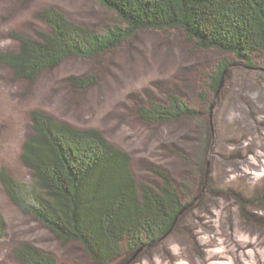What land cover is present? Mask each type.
I'll return each instance as SVG.
<instances>
[{"label":"rangeland","instance_id":"obj_1","mask_svg":"<svg viewBox=\"0 0 264 264\" xmlns=\"http://www.w3.org/2000/svg\"><path fill=\"white\" fill-rule=\"evenodd\" d=\"M48 7L98 30L119 25L115 14L98 0H0V49H18L9 36L12 32L34 37L37 30L48 31L36 18L37 12ZM224 62L231 64L215 93L210 88L211 77ZM92 74L97 75V84L86 91L75 90L69 82L72 76ZM168 94L179 95L205 111V116L164 124L142 123L137 108L148 97L163 102ZM253 94L264 101V51L254 55L252 65H248L217 49H196L180 29L138 31L112 53L90 59L69 58L34 83L14 82L11 71L0 65V169L6 168L20 181L30 179L31 172L20 161V154L32 132V111L76 128L98 129L131 156L139 183H158L152 170H163L187 204L169 235L135 253L124 250L108 264H264V224L252 217L254 209L240 195L226 197L227 193L218 190L229 177L244 178L243 182L251 175L264 177V126L255 120H264V115L257 112L261 103H249ZM221 102L227 104L225 119H219L223 123L216 132V110ZM251 107H255L256 116ZM226 131L241 133L253 150L223 146L218 150L216 138L221 139ZM240 154L251 156L253 162L239 158ZM259 194L263 196L264 190ZM262 199H257L260 208ZM0 215L5 224L0 264H18L12 249L22 243L52 255L58 264H98L79 242L63 244L23 214L1 184ZM192 229L199 234L200 243L192 237ZM202 241L213 248L208 260L199 247Z\"/></svg>","mask_w":264,"mask_h":264},{"label":"trees","instance_id":"obj_2","mask_svg":"<svg viewBox=\"0 0 264 264\" xmlns=\"http://www.w3.org/2000/svg\"><path fill=\"white\" fill-rule=\"evenodd\" d=\"M98 1L115 14L119 25L98 30L68 19L57 8H44L36 18L48 31L37 30L34 37L10 33L18 49H0V65L11 71L14 82L34 83L69 58L112 53L142 30L180 29L196 49H217L248 65L264 51V0ZM230 64L224 62L212 75L213 92ZM97 78L72 76L69 82L75 90L86 91ZM205 113L176 94H168L163 102L148 97L137 108L139 120L146 124ZM29 118L32 132L22 144L20 161L30 170V179L20 181L1 168L0 184L12 204L57 241L79 242L91 260L108 264L122 251L135 253L173 231L187 204L167 172L153 169L158 183H139L131 156L100 130L60 123L41 111H32ZM4 228L0 215V238ZM12 255L18 264H58L29 243L14 247Z\"/></svg>","mask_w":264,"mask_h":264},{"label":"bare ground","instance_id":"obj_3","mask_svg":"<svg viewBox=\"0 0 264 264\" xmlns=\"http://www.w3.org/2000/svg\"><path fill=\"white\" fill-rule=\"evenodd\" d=\"M248 101L249 103H254V102H259L261 103L260 104V108H257V112L260 111L262 112L264 115V101L262 99H260V97L257 95V94H253L252 96H250L248 98ZM227 104H225V102H221V104L217 106V110H216V132H218V130L220 129V124H222L223 122H220L219 119H225V116L223 115V113H225L224 111V108H226ZM252 108V107H251ZM255 107H253L251 109V111H253V114L256 116L257 112L255 113V110H254ZM255 120H257V124H259V126H264V120H262V117L260 118H256ZM233 122H237L236 118L233 120ZM236 133L239 135H236ZM227 131L224 132V134L222 135L221 139L219 138V136L216 138V146H217V149L220 150L222 149V146L227 148V149H230V148H234L233 150H236V149H241V150H253L252 146L250 144H247L243 138L241 137L242 134L241 133H238L237 131ZM228 134V136H227ZM246 151V152H247ZM245 152V153H246ZM255 151H250L249 154H253L255 155L254 153ZM220 154V153H219ZM222 155V154H220ZM218 155V157L220 156ZM239 158H243V159H246L247 162L249 161L250 163H252V159H251V156L248 157V155H244L243 154H240L238 155ZM222 158H223V155H222ZM264 178V177H263ZM262 177H259L257 175H251L250 177H247L246 178V182H243V179L241 178H231L229 177V179L226 181H224L223 184L218 185V190H219V193H227L226 197L227 196H235V194H238L240 195L241 198H243L246 202V205L248 204L249 207H252V209H254V212H251L252 213V217L253 218H257L260 220V223H263L264 224V195L261 196L259 194V191L260 190H264V180H263ZM216 180V179H215ZM217 181V180H216ZM243 182V185L240 186ZM246 185V189H245V186ZM240 186V187H239ZM258 198H263V206L260 208V206H258L257 204V199ZM259 210H262L261 213H258L256 211H259ZM191 235L192 237L196 240V241H199L200 243V237H199V234L196 233V230L195 229H192L191 231ZM201 246V252L203 251L204 255H205V258L206 260L209 259V253L212 255V251H210V249H213L211 248V246H206V244L202 241V244L199 245V247ZM208 256V257H207Z\"/></svg>","mask_w":264,"mask_h":264},{"label":"water","instance_id":"obj_4","mask_svg":"<svg viewBox=\"0 0 264 264\" xmlns=\"http://www.w3.org/2000/svg\"><path fill=\"white\" fill-rule=\"evenodd\" d=\"M220 85H222V82H221ZM220 88H221V86L219 87L218 91L220 90ZM215 105H216V104H215ZM215 105L213 104V109H214ZM178 218H179V217H178ZM178 218H177V220H178ZM177 220H176V222H177ZM139 250H141V249H139ZM139 250H138V251H139Z\"/></svg>","mask_w":264,"mask_h":264}]
</instances>
